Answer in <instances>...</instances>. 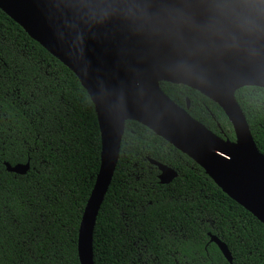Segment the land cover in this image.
Returning a JSON list of instances; mask_svg holds the SVG:
<instances>
[{
  "label": "trees",
  "instance_id": "trees-1",
  "mask_svg": "<svg viewBox=\"0 0 264 264\" xmlns=\"http://www.w3.org/2000/svg\"><path fill=\"white\" fill-rule=\"evenodd\" d=\"M167 96L212 132L234 140L223 110L188 86ZM264 154V88L235 91ZM93 104L75 74L0 10V264H79L77 232L99 168ZM158 161L177 171L158 180ZM29 162L25 174L5 169ZM264 264V225L195 162L147 127L126 120L119 157L93 230L94 264Z\"/></svg>",
  "mask_w": 264,
  "mask_h": 264
},
{
  "label": "water",
  "instance_id": "water-1",
  "mask_svg": "<svg viewBox=\"0 0 264 264\" xmlns=\"http://www.w3.org/2000/svg\"><path fill=\"white\" fill-rule=\"evenodd\" d=\"M0 10L75 74L94 107L99 168L78 227L79 264H94L93 230L126 120L189 157L264 225V154L234 94L242 86L264 88V0H0ZM155 68L165 74L158 81L150 75ZM162 81L188 86L218 104L234 140L190 116L189 101L176 104ZM149 162L161 184L177 176L170 166ZM3 164L15 174L29 169L28 161ZM208 235L231 264L226 244Z\"/></svg>",
  "mask_w": 264,
  "mask_h": 264
},
{
  "label": "bare ground",
  "instance_id": "bare-ground-1",
  "mask_svg": "<svg viewBox=\"0 0 264 264\" xmlns=\"http://www.w3.org/2000/svg\"><path fill=\"white\" fill-rule=\"evenodd\" d=\"M150 75H151V77H152V79L154 81H158V80H160L161 78H163L165 76L164 70L161 69V68L160 69L159 68H155L153 70H150ZM231 84H233V80L230 79V80H228V85H231ZM117 117H118V120H119V123H120V121H121V119L123 117V112H118Z\"/></svg>",
  "mask_w": 264,
  "mask_h": 264
},
{
  "label": "rangeland",
  "instance_id": "rangeland-1",
  "mask_svg": "<svg viewBox=\"0 0 264 264\" xmlns=\"http://www.w3.org/2000/svg\"><path fill=\"white\" fill-rule=\"evenodd\" d=\"M148 256L144 250H141V253H139V262L140 264H155L153 262V258Z\"/></svg>",
  "mask_w": 264,
  "mask_h": 264
}]
</instances>
